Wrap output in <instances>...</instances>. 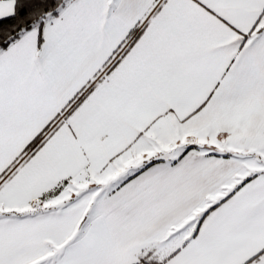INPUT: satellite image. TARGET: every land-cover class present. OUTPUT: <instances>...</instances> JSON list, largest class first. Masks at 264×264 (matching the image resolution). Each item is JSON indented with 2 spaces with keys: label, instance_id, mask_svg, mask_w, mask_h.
<instances>
[{
  "label": "snow or ice",
  "instance_id": "snow-or-ice-1",
  "mask_svg": "<svg viewBox=\"0 0 264 264\" xmlns=\"http://www.w3.org/2000/svg\"><path fill=\"white\" fill-rule=\"evenodd\" d=\"M0 264H264V0H0Z\"/></svg>",
  "mask_w": 264,
  "mask_h": 264
}]
</instances>
